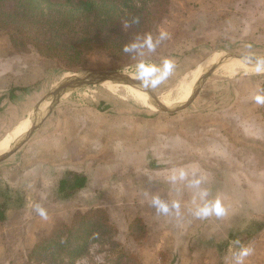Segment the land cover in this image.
Masks as SVG:
<instances>
[{"label": "crops", "instance_id": "obj_1", "mask_svg": "<svg viewBox=\"0 0 264 264\" xmlns=\"http://www.w3.org/2000/svg\"><path fill=\"white\" fill-rule=\"evenodd\" d=\"M6 34L0 32L8 40ZM4 46L6 51L12 50L9 41ZM211 53L210 58L218 55ZM207 58L197 62L196 68L202 65V71L210 60ZM18 72V68L10 71L8 65H1L0 78L6 85L4 92L0 91V105L9 96L14 100L20 95L13 93L19 87H28L35 95L40 91V80L18 83ZM200 76L198 72L196 79ZM215 77L210 75L186 109L177 111L153 110L140 98L141 104L120 110H102L99 100L81 103L79 112H71L62 123L45 129L46 141L40 148L32 147L27 171L34 168L33 196L39 201L53 198L62 177L81 174L87 178L86 185L58 207L65 205L71 212L74 202L75 206L84 204L85 212L104 209L120 240L142 245L132 232L141 222L151 230L158 252L170 255L179 248L173 255L180 264H264V103L255 100L257 95L264 96V75ZM41 105L40 99L35 100L27 116L22 114L4 127L0 154L39 119L35 113ZM55 113L53 107L44 119H52ZM44 119L31 133L32 138L42 129ZM23 122L27 127L20 133ZM27 143L18 147L16 154L26 151ZM19 163H15L17 167ZM41 182L52 183L56 191L41 195L33 186ZM12 190L24 195L19 186ZM154 198L168 210H159ZM39 201L33 204L35 211L27 221H23L26 212L17 210L10 218L5 210L6 219H0V264L28 263L29 253L24 256V251L43 236L24 239V231L43 218L36 211ZM221 203L224 211L218 213Z\"/></svg>", "mask_w": 264, "mask_h": 264}, {"label": "rangeland", "instance_id": "obj_2", "mask_svg": "<svg viewBox=\"0 0 264 264\" xmlns=\"http://www.w3.org/2000/svg\"><path fill=\"white\" fill-rule=\"evenodd\" d=\"M169 1V13L165 14L161 22L152 30L151 37L155 44L154 48L149 49L147 46H144L140 49L139 53L127 58L110 57L102 51H95L88 57L85 67L81 69L68 70L56 58L43 57L39 55L34 48H31L28 52L22 53L23 56H18L16 50L14 51L12 46L10 36L7 35L8 33L6 34L8 40H6V36L0 35V56H2V59H0V69L1 65L4 67L8 65L10 71L11 68H18L19 72L16 78L18 83L27 84L28 81H32L33 79H35L36 82L40 80V91L36 92L37 95L29 92L32 91L31 89L26 91L14 90L13 93L18 92L20 95L17 97L15 96L14 100L9 96V100H6L5 103L0 105V133L3 132L4 127L17 121L20 115L24 114V116H27L29 108L32 107V102L35 100L40 99L42 106L48 108L49 102L46 101V99L51 90H53V88H55L66 76L73 74L75 71H120L137 78L135 75V65L137 62L143 61L146 64L156 66V74L158 75L161 71L159 66L162 64L163 59L170 58L174 64L173 72L162 85L152 90L167 103L181 104L192 93V90H189L188 92L190 93L188 94L187 92V95L184 96L187 85L189 83H194V89L198 72L200 75L203 74L215 60L227 54L244 53L264 55V0ZM150 3L154 4L155 1H150ZM247 3H249L248 6ZM257 6H259V8H257ZM196 7L199 8L196 9ZM0 32H3V34L6 33L4 31ZM161 33H165L163 38H161ZM6 41H9L12 50L8 49V51H6V46H4ZM210 53L218 55L212 59L213 62L205 66L202 71H199L202 65L196 68L197 62H200L208 56L210 58ZM14 58H16V63H13ZM209 58H207L206 61H208ZM206 61H204V63ZM232 65L237 68H228V66ZM241 65L240 63H234L218 68L211 76L214 75L218 78L224 76H237L240 73H248L254 76L257 74L264 75V70L257 72L247 71L243 69ZM25 75L27 76L25 77ZM10 81L9 79V86ZM5 85V79L0 78V91L3 89L4 92ZM140 91L139 88L123 82L101 79L78 81L63 91L62 94L57 97L53 106L56 108V113L53 115L52 119L49 120L46 117V119H44L45 122L42 123V129L37 136L34 138L28 136V139H26V143L29 142L27 143V146H29L27 150H23L22 154H16V151H18L16 149L13 152L15 153L14 155L4 159L2 163H0V203L3 202L4 204L6 202V206H2H5L4 209L8 211L10 218L12 212L19 210L28 214V216L23 219V221H27L28 218H31L32 211H35L33 204H35L36 200L39 201L36 196H33L34 193L32 190L33 183L31 182V178H33L32 174L34 168H30L27 171V161L29 159L28 155L32 153V147H35L37 150L45 143V137L47 135L45 129L50 127V125L54 127L56 123H62L65 115L70 117L71 112H79V105L81 103H87L90 99L99 100V106L102 110L110 108L117 110L124 108L128 109L129 104H141L139 103L141 101L138 96ZM8 93L11 95V88L8 90ZM99 95L100 98L98 97ZM145 95L147 96V94ZM114 100L116 103H114ZM72 101H74L73 104L71 103ZM149 105L153 110H162L152 104V102H150ZM182 109H186V107ZM6 115L9 116L6 117ZM20 126L21 128L19 127L18 130L21 133L24 128L27 127V124L23 122ZM17 162H20L19 167L15 164ZM14 182L20 183L15 184ZM17 186L22 188L24 195L12 190V188L14 189ZM33 186L35 189L41 191V195H50V193L52 194L56 191V189L53 190L54 186L52 183L48 182L36 183ZM7 197L9 198L7 199ZM43 198L44 199H40L39 205L46 210L47 216L46 218L43 217L40 219L39 224L36 223L32 227H29L30 231L26 232L25 230L24 239H36L37 236L39 237L42 234L43 236H41V238H43L47 236V234L53 233L55 229L61 227L64 223H70L73 217L88 210L82 209L85 208L83 206L84 204L79 203L75 206L74 202L72 203L73 206L71 208L69 207L71 212L65 210L68 209L65 205L58 207L63 204L61 201H63L64 198L62 196L59 197L57 193L53 198ZM52 199L58 204L53 202ZM52 203H55L56 207H52ZM78 206L81 207L77 209ZM103 217L106 218L105 215H103ZM132 230L137 241L141 242L143 246L134 244V242H129L126 239H118V232L117 234L114 233V235L122 245H124V251L127 254L131 253L136 255L141 264H180L179 260H176L177 256L173 255L175 250H179L178 247H175V250H173V253H170V255L165 251L160 253L157 251L158 246L155 245L157 242L156 239L151 236L150 229L147 230L141 222H138ZM111 234L112 233H109L108 235ZM174 235L176 236V232H174ZM178 236L177 238H179ZM32 249L29 248L24 251V256L26 253L30 254ZM114 251L117 252L118 249L112 245L110 239L108 241L105 239L103 242L96 241L91 245L89 255L78 260L76 264H111V261H109L110 258H115L117 257L116 254H118V252L114 254ZM136 256L134 257L131 255L130 258H125V255H120L122 261L119 262V264H138L139 262ZM178 259H180V256Z\"/></svg>", "mask_w": 264, "mask_h": 264}, {"label": "trees", "instance_id": "obj_3", "mask_svg": "<svg viewBox=\"0 0 264 264\" xmlns=\"http://www.w3.org/2000/svg\"><path fill=\"white\" fill-rule=\"evenodd\" d=\"M169 5V0H0V31L8 33L16 51L34 48L41 56L56 58L68 70H75L84 68L95 51L115 58L134 56L136 52L125 53L124 46L151 35L169 13ZM86 183L85 176L69 173L61 178L56 193L70 198ZM4 208L0 207L2 220L6 219ZM114 233L117 228L104 209L82 212L40 238L27 264H76L89 255L94 242L105 239L118 249L111 264H119L120 255L135 257L124 251Z\"/></svg>", "mask_w": 264, "mask_h": 264}, {"label": "water", "instance_id": "obj_4", "mask_svg": "<svg viewBox=\"0 0 264 264\" xmlns=\"http://www.w3.org/2000/svg\"><path fill=\"white\" fill-rule=\"evenodd\" d=\"M234 63H256L261 66H264V55H251V54H244V53H238V54H227L219 59H217L214 63H212L208 69H206L203 74L198 78L196 82V86L189 97L184 100L181 104H170L165 101H163L152 89H144L141 87V82L135 78L132 77L124 72L120 71H89V70H80L75 71L73 74L66 76L48 95V98L46 101L49 102L48 108L41 105V107L38 109V111L35 113L36 115H39V119L34 121L32 125H30L29 129L25 133L22 138L17 140L14 144H12L8 150H6L4 153L0 155V161L7 158L8 155L13 153L18 147H20L28 138V136L31 135L33 130L37 127L39 122H42L45 116L49 113V111L53 108L57 97L62 94L63 91H65L70 86L74 85L78 81H91L95 79H101V80H113L118 82H123L126 84H129L131 86H134L136 88H139L143 93L147 94L152 104L157 106L158 108L162 110L167 111H176L181 108L186 107L198 94L200 88L204 84V82L207 80V78L215 72L218 68L224 66V65H230Z\"/></svg>", "mask_w": 264, "mask_h": 264}, {"label": "clouds", "instance_id": "obj_5", "mask_svg": "<svg viewBox=\"0 0 264 264\" xmlns=\"http://www.w3.org/2000/svg\"><path fill=\"white\" fill-rule=\"evenodd\" d=\"M165 33H161V38H163ZM144 46H147L149 49L155 47L153 39L151 35L145 36V38L141 40L133 41L129 44H126L123 48L125 53H139L140 49ZM161 68L160 73L156 74V66L146 64L143 61L137 62L135 65L136 72L135 75L137 79L141 82V87L144 89H157L160 85H162L167 78L171 75L174 69L173 61L170 58H164L162 64L159 66ZM257 103H264V96L257 95L255 97ZM153 203L158 206L159 210L166 212L168 207L166 204L162 203L158 198H154ZM217 212L222 213L224 211L222 203L219 204L217 207ZM36 211L39 213L40 216L45 217L47 216L46 210L37 205ZM206 214L207 210H203Z\"/></svg>", "mask_w": 264, "mask_h": 264}, {"label": "bare ground", "instance_id": "obj_6", "mask_svg": "<svg viewBox=\"0 0 264 264\" xmlns=\"http://www.w3.org/2000/svg\"><path fill=\"white\" fill-rule=\"evenodd\" d=\"M214 57H216V56H214ZM214 57H212V58H210V60H209V62H208V64L210 63V62H213L212 61V59L214 58ZM216 61V60H215ZM207 64V65H208ZM251 64V65H250ZM249 64V66L248 65H241V67L243 68V69H245V70H247V71H254V72H257V71H263L262 70V68L261 67H264V66H261V65H259V64H256V63H250ZM252 65H254V66H252ZM226 66V65H225ZM228 67H230V68H237L236 66H228ZM200 71V70H199ZM196 82V81H195ZM177 83V82H176ZM194 84V83H193ZM193 84L192 83H189L188 85H187V87H186V93L184 94V96L185 95H187V92L190 90H193ZM192 87V88H191ZM191 88V89H190ZM178 92V91H177ZM190 92H188V94H189ZM180 94V93H179ZM183 94V93H182ZM138 96H139V98L145 103V105H146V103H148V104H150V100L148 99V97L144 94V93H138ZM175 99V98H174ZM164 101V100H163ZM167 101V100H166ZM175 102H176V100H175ZM2 153H4V152H2ZM1 153V154H2ZM0 154V155H1Z\"/></svg>", "mask_w": 264, "mask_h": 264}]
</instances>
